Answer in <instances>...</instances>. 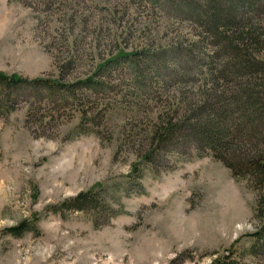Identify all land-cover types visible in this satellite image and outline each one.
<instances>
[{"label": "rangeland", "instance_id": "1", "mask_svg": "<svg viewBox=\"0 0 264 264\" xmlns=\"http://www.w3.org/2000/svg\"><path fill=\"white\" fill-rule=\"evenodd\" d=\"M45 1L0 0V72L72 83L118 47L148 57L141 73L132 62L107 73L99 93L21 90L14 110L0 115V264H210L229 249L264 264V243L250 254L264 191L198 156L192 141L142 162L157 118L206 90L213 46L202 30L154 0ZM162 49L173 51L160 56L161 73L145 70ZM72 56L75 67L62 71ZM81 124L88 133L73 137ZM92 190L96 209L62 206ZM23 222L32 228L21 236L7 231Z\"/></svg>", "mask_w": 264, "mask_h": 264}, {"label": "trees", "instance_id": "2", "mask_svg": "<svg viewBox=\"0 0 264 264\" xmlns=\"http://www.w3.org/2000/svg\"><path fill=\"white\" fill-rule=\"evenodd\" d=\"M14 1L30 7L34 6V1L37 6L40 3L47 7L49 3L45 0ZM61 1L64 3V0ZM154 1L160 9L170 12L175 18L192 21L202 30L205 41L213 49L205 54L207 70L202 84L206 90L202 97L186 106L180 102L171 117L157 118L149 136L143 141L145 152L142 162L152 164L159 151L176 146L181 140L192 141L190 144L198 156L213 157L225 164L234 177L244 178L254 188L264 191V0ZM68 5L72 6V3ZM160 51L152 55L154 59L147 62L145 70L161 73L160 56H168L173 49ZM144 52L125 53L118 47L116 54L109 58L101 57L93 76L72 83L63 81L61 77L58 80L45 77L29 79L0 72V115H8L14 110L15 98H18L21 90H46L72 96H75L76 91L88 95V92L106 90L107 73L110 77L112 73L123 69L127 62L136 64L141 73L140 59L148 57ZM189 52L192 53L193 49ZM75 64L76 60L72 56L60 65V69H73ZM147 81L151 83L152 78L148 77ZM86 115L83 113V117ZM87 133L81 124L73 137ZM139 171V165L135 164L132 172L136 174ZM140 177L138 174L137 178ZM258 202L263 206L264 195H261ZM68 203L73 209L87 211L101 205L99 193L94 190L80 193L62 206ZM29 225L23 222L7 231L14 236H21L32 228ZM251 237L253 245L250 254L255 255L263 247L264 221L260 230L251 234ZM210 264L252 263L242 261L235 256L233 249H229L223 254L218 253Z\"/></svg>", "mask_w": 264, "mask_h": 264}]
</instances>
